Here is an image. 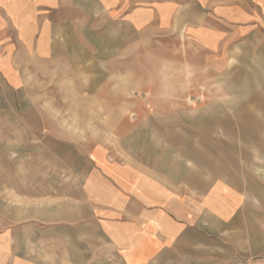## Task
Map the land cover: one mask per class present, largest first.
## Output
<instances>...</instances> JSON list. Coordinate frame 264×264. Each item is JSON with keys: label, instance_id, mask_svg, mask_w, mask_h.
<instances>
[{"label": "crops", "instance_id": "obj_1", "mask_svg": "<svg viewBox=\"0 0 264 264\" xmlns=\"http://www.w3.org/2000/svg\"><path fill=\"white\" fill-rule=\"evenodd\" d=\"M259 38L264 0H0V118L22 117L0 119V264H209L254 254L256 180L228 176L208 137L204 147L180 130L177 112L178 100L201 104L206 81ZM166 40L177 41L185 80L199 84L97 88L112 113L103 137L68 132L33 104L38 69L127 79L129 49Z\"/></svg>", "mask_w": 264, "mask_h": 264}, {"label": "rangeland", "instance_id": "obj_2", "mask_svg": "<svg viewBox=\"0 0 264 264\" xmlns=\"http://www.w3.org/2000/svg\"><path fill=\"white\" fill-rule=\"evenodd\" d=\"M255 42L235 49L228 69L218 79L206 81L204 86L209 88L210 94L203 97L201 104L195 100L187 106L183 104L184 100H178L183 109L177 112L178 120L184 125L180 130L193 135L197 145L201 144L200 136L208 137L209 151L215 157L219 156L214 162L222 163L228 176L245 184L248 178L256 180L255 207L251 204L258 239L256 252L225 256L224 261L218 257V261L209 264H264V247L259 246L262 238L264 240V40L259 38ZM129 51L127 79L114 75L104 78V73L96 71L91 75L93 79H74L70 72H57L56 65H50L48 74L41 75L37 68L38 72L29 81L34 106L43 109L40 114L44 117L60 121L68 132L74 131L85 138L103 137L108 130L104 125L112 113L99 105L95 96L97 88L105 85L112 88L115 95L126 89L132 93L138 84L153 80L162 89L180 90L191 85L195 89L199 84L195 80H185L184 69L176 64L180 53L175 40L157 42L154 46L151 43L140 49L130 48ZM90 83L93 85L89 87ZM116 98L118 96H111L109 102H115ZM126 98L123 96V102ZM128 98L134 96L129 94ZM10 116L2 113L0 119ZM11 118L22 117L20 113H12ZM7 134L6 129L1 130L2 137Z\"/></svg>", "mask_w": 264, "mask_h": 264}]
</instances>
